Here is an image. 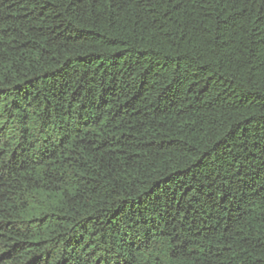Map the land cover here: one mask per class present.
I'll use <instances>...</instances> for the list:
<instances>
[{"label": "trees", "instance_id": "trees-1", "mask_svg": "<svg viewBox=\"0 0 264 264\" xmlns=\"http://www.w3.org/2000/svg\"><path fill=\"white\" fill-rule=\"evenodd\" d=\"M0 264H264V0H0Z\"/></svg>", "mask_w": 264, "mask_h": 264}]
</instances>
